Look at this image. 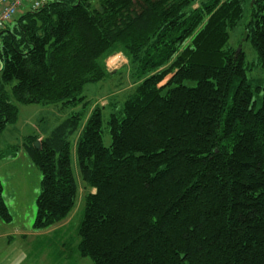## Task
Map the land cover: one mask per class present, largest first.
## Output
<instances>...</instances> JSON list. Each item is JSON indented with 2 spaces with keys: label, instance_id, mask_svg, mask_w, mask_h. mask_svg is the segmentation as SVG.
<instances>
[{
  "label": "trees",
  "instance_id": "obj_1",
  "mask_svg": "<svg viewBox=\"0 0 264 264\" xmlns=\"http://www.w3.org/2000/svg\"><path fill=\"white\" fill-rule=\"evenodd\" d=\"M251 2L48 0L0 31V135L18 105L78 107L116 53L135 81L119 107L26 138L42 175L34 230L74 210L75 155L93 264H264V73L249 77L231 44L242 29L264 72V0Z\"/></svg>",
  "mask_w": 264,
  "mask_h": 264
},
{
  "label": "rangeland",
  "instance_id": "obj_2",
  "mask_svg": "<svg viewBox=\"0 0 264 264\" xmlns=\"http://www.w3.org/2000/svg\"><path fill=\"white\" fill-rule=\"evenodd\" d=\"M34 0H28L31 3ZM26 12L30 9H26ZM26 12H19L18 17ZM249 11L242 25L249 22ZM15 21L9 23L12 29ZM243 30L239 29L232 38V46L243 50L249 77L263 76L257 64V56L250 41H242ZM244 40V39H243ZM109 77L99 83L87 85L81 97L83 103L76 108L64 104L18 105V119L0 135V198L8 209L12 221L0 219V264H93L91 259L80 256L79 229L85 215V197L88 192L79 176L75 155L72 159L73 172L78 183L77 204L69 217L61 223L45 230H34L37 215V199L40 194L42 175L31 162L23 147L26 138L34 136L44 140L61 123L74 114L82 116L96 107L109 112L111 105L119 107L124 95L135 87L129 62L123 53L109 56L105 61ZM86 104V105H85ZM260 104L256 109H258ZM103 130L106 147L111 145L107 129ZM72 148L74 144L71 142Z\"/></svg>",
  "mask_w": 264,
  "mask_h": 264
},
{
  "label": "built area",
  "instance_id": "obj_3",
  "mask_svg": "<svg viewBox=\"0 0 264 264\" xmlns=\"http://www.w3.org/2000/svg\"><path fill=\"white\" fill-rule=\"evenodd\" d=\"M48 0H34L29 4L30 11H37L45 6ZM28 5V0H0V31L12 22L19 11Z\"/></svg>",
  "mask_w": 264,
  "mask_h": 264
},
{
  "label": "water",
  "instance_id": "obj_4",
  "mask_svg": "<svg viewBox=\"0 0 264 264\" xmlns=\"http://www.w3.org/2000/svg\"><path fill=\"white\" fill-rule=\"evenodd\" d=\"M257 1H258V0H252V2H251V6H253ZM238 51H240V50H238ZM35 147H36L37 149L40 148V142H39V141L36 142Z\"/></svg>",
  "mask_w": 264,
  "mask_h": 264
},
{
  "label": "crops",
  "instance_id": "obj_5",
  "mask_svg": "<svg viewBox=\"0 0 264 264\" xmlns=\"http://www.w3.org/2000/svg\"><path fill=\"white\" fill-rule=\"evenodd\" d=\"M29 4L30 3L28 2V5L25 8L21 9L19 12H26L25 10L29 8Z\"/></svg>",
  "mask_w": 264,
  "mask_h": 264
}]
</instances>
